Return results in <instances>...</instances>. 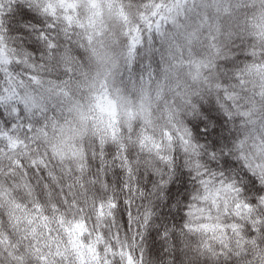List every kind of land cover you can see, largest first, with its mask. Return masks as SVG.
Returning <instances> with one entry per match:
<instances>
[{"label": "clouds", "instance_id": "9594fccd", "mask_svg": "<svg viewBox=\"0 0 264 264\" xmlns=\"http://www.w3.org/2000/svg\"><path fill=\"white\" fill-rule=\"evenodd\" d=\"M0 264H264V0H0Z\"/></svg>", "mask_w": 264, "mask_h": 264}]
</instances>
